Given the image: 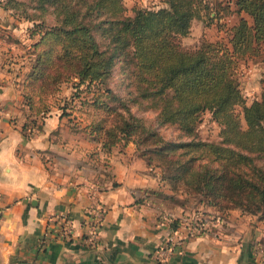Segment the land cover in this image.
Listing matches in <instances>:
<instances>
[{
    "label": "trees",
    "instance_id": "1",
    "mask_svg": "<svg viewBox=\"0 0 264 264\" xmlns=\"http://www.w3.org/2000/svg\"><path fill=\"white\" fill-rule=\"evenodd\" d=\"M199 2L164 0L157 9L133 7L128 15L123 0H6L1 4L5 10L26 7L21 17L32 24L29 37L38 36L31 45L33 63L22 81L28 112L21 130L31 136L52 108L69 123L73 113L81 115L84 108L92 118L80 130L88 131L90 141L100 143L102 151L133 142L148 166L158 167L152 164L153 157L162 164L160 180L171 189L182 184L186 194L199 196L197 204L218 212L236 209L264 220V165L255 163L257 157L264 161V84L259 98L247 104L236 74L241 58L263 49L264 0H231L229 11L237 20L228 29L227 40H203L187 49L181 38L194 19H201ZM50 13L55 22L47 25ZM217 16L215 12L211 19ZM98 35L105 42L103 48ZM117 61L132 76L139 100L158 111L161 124L192 135L199 116L209 111L221 127L220 140L141 149L157 135L146 131L142 120L108 87ZM65 83L75 88L69 99L78 98L79 109L66 97L60 103ZM78 124L73 123L72 129L78 130ZM136 130L144 133V141H138ZM202 154L209 161L196 165Z\"/></svg>",
    "mask_w": 264,
    "mask_h": 264
},
{
    "label": "crops",
    "instance_id": "2",
    "mask_svg": "<svg viewBox=\"0 0 264 264\" xmlns=\"http://www.w3.org/2000/svg\"><path fill=\"white\" fill-rule=\"evenodd\" d=\"M6 12L0 7V26L9 30ZM3 29L0 264H264V220L236 209L226 211L225 224L211 222L206 232L188 237L166 261L158 260L155 250L176 228L184 231V217L212 219L218 211L201 203L190 211L181 204L182 196L170 204L171 197L164 196L172 193L160 180V171L147 165L133 142L109 152L92 147L57 108L25 136L21 126L28 111L22 81L30 59L7 43L9 31ZM6 46L14 47L9 51ZM92 180L102 184L99 198L106 214L97 244L88 247L83 237L93 202L88 193ZM62 215L69 221L66 237L57 229Z\"/></svg>",
    "mask_w": 264,
    "mask_h": 264
},
{
    "label": "rangeland",
    "instance_id": "3",
    "mask_svg": "<svg viewBox=\"0 0 264 264\" xmlns=\"http://www.w3.org/2000/svg\"><path fill=\"white\" fill-rule=\"evenodd\" d=\"M198 1V0H197ZM199 9H200V15L201 19H194L189 33L181 38V44L187 48V49H194L203 40H208L212 42H225L228 37L229 28L231 25L236 22L237 18L234 13H231L229 11L228 2L231 0H199ZM6 0H0V7L1 4H5ZM124 5L127 9V14L132 15L133 14V7H144V8H154L157 9L161 6H164V0H123ZM26 3H28V0H26ZM26 6V5H25ZM26 9L24 6H20L17 9H10L5 10L7 11L4 13V17L9 19L10 24L12 25L11 28L3 29L0 26V32H2V29L4 30V33H14L13 36L9 35L7 39L8 44L12 43L13 45L18 48L19 52L23 51V55H28V58L30 59V67L34 60V53H33V47L31 46L33 42L37 41L38 36L36 35L34 38L29 37V27H31V22L23 19L21 17L23 15L22 10ZM28 11L31 13L32 10L29 6H27ZM52 9L49 10L51 12ZM217 13L216 19H211V17L214 15L215 12ZM8 14V16H7ZM54 14L50 13L47 14L45 21L47 25H50L54 23ZM13 27H15L16 31L13 30ZM39 34V33H37ZM97 39L99 40L101 47H105L104 40L98 35ZM7 44V45H8ZM9 51L10 49H13L12 46H6ZM260 54H252L247 57H243L238 61V66L236 68V74L238 77L239 85L242 91V94L245 98V102L247 104L251 103L253 100L259 98L261 87L264 84V45L263 49L259 52ZM25 63V59L22 60ZM116 61V60H115ZM25 65V64H23ZM22 66V65H21ZM108 87L114 92L126 105L129 107V111L133 113L136 117L142 120V123L146 127V131L150 132H156V137L154 136L147 139L144 144L141 146V149H151L152 147L162 146L167 143H173V142H189V141H203V142H217L220 140V125L219 123L212 117L211 113L209 111H205L199 116L198 122L195 127V131L192 135H188L182 130L179 129V127L174 125H163L159 122L157 115L158 111L156 109H153L149 107L150 103L147 101H141L137 97V91L135 88V83L133 81V78L131 75H129L128 71L125 68H122L121 62L117 61L115 62L114 66L111 69V73L108 77L107 82ZM75 91V88L72 87L71 83H65L61 86V94L59 95L62 97L61 104L63 103L64 98L66 97L67 103H70L71 105H74L75 109H79L80 103L78 98H75L74 100L69 99V96L71 93ZM84 95V94H82ZM90 96V95H89ZM138 99V103H135L134 101ZM135 99V100H134ZM78 111V110H76ZM237 114L239 115L241 124L245 126V122L241 113V107H237L236 110ZM80 115L79 112L73 113L74 118H70L72 123L71 127L73 126V123H81L78 124L79 128H75L78 130H74L76 132H82L83 135H86V138L90 140V134H88V131L84 132L81 129L82 126H86L90 124L92 114H88L83 111ZM81 116V117H79ZM68 118V117H67ZM80 118H83L80 119ZM69 119V118H68ZM82 120V122H80ZM73 128V127H72ZM90 130V129H89ZM136 135H138V141H144V133H142L141 130H136ZM155 140L156 144H155ZM92 147H99L101 149V144L97 142H92ZM117 146V144L115 145ZM118 146H121L118 144ZM94 149V148H92ZM193 155H199L198 152H193ZM209 161V157L202 154V157L198 159L196 162V165H203L206 164V162ZM255 163L258 166L264 165V161L262 158H256ZM152 164H154L156 169L160 171L162 168V164L159 163V161L153 157ZM160 167V168H159ZM180 183V182H179ZM166 185L165 189H168L172 194L173 198H171V203H179L178 201L179 196H182L184 200L181 201V204L184 206L186 205L188 210H193L196 207V204L198 203L199 196H194L192 194H186L183 190L182 184L177 185V187L173 190L169 186L167 182L164 183ZM224 216V218H227L226 211L224 212H218Z\"/></svg>",
    "mask_w": 264,
    "mask_h": 264
},
{
    "label": "built area",
    "instance_id": "4",
    "mask_svg": "<svg viewBox=\"0 0 264 264\" xmlns=\"http://www.w3.org/2000/svg\"><path fill=\"white\" fill-rule=\"evenodd\" d=\"M102 190V184L98 180H92L88 184V193L93 200L85 221L86 231L83 237V241L88 247H94L97 244L100 228L106 214V207L99 198ZM60 219L61 222L57 225V229L66 237L69 234V221L64 215H62ZM182 222L184 231L180 229L181 227L176 228L168 238L167 242L155 250V255L158 260L166 261L172 254L179 251L182 243L188 237L206 232L209 229L211 222L223 225L226 222V218H224L222 214L217 213L212 219L206 218L203 215H196L184 217Z\"/></svg>",
    "mask_w": 264,
    "mask_h": 264
}]
</instances>
